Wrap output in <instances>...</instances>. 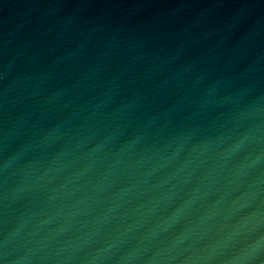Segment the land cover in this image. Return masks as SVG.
I'll list each match as a JSON object with an SVG mask.
<instances>
[{"label":"water","instance_id":"obj_1","mask_svg":"<svg viewBox=\"0 0 264 264\" xmlns=\"http://www.w3.org/2000/svg\"><path fill=\"white\" fill-rule=\"evenodd\" d=\"M0 264H264V0H0Z\"/></svg>","mask_w":264,"mask_h":264}]
</instances>
